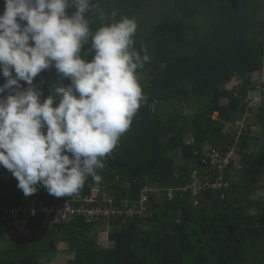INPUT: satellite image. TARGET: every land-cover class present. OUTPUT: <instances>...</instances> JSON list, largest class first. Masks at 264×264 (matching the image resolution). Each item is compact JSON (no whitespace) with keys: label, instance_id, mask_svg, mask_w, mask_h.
<instances>
[{"label":"trees","instance_id":"trees-1","mask_svg":"<svg viewBox=\"0 0 264 264\" xmlns=\"http://www.w3.org/2000/svg\"><path fill=\"white\" fill-rule=\"evenodd\" d=\"M155 1L93 0L96 9L88 14L93 34L124 17L137 22L134 48L141 56L146 49L150 57L137 70L145 95L190 69L223 66L234 58L243 31L239 0H168L163 5ZM243 1L248 37L236 64L228 70L184 77L148 100L160 145L154 170L134 175L105 158V167L97 170L101 181L96 183L89 177L79 190L88 193L96 185H106L114 204L127 202L132 207L141 201L144 186L155 185L161 191L150 194L145 218L136 214L113 220L108 237L113 245L103 248L96 233L91 235L94 226L81 218L59 228L43 226L42 219L29 217L31 236L19 239L16 247L7 245L9 249L0 252V264H57L51 255L58 252L60 241L74 253L67 264H264V196L255 195L264 191V98L257 103L249 98L258 86L264 91V81L249 79L264 73V0ZM151 7L156 8L155 15L162 10L166 14L145 18L152 14ZM74 11L70 7L69 15ZM3 12L4 0H0V14ZM207 13L212 20L205 26L200 18ZM90 48L91 38L82 49L88 60L94 55ZM51 69L35 78L38 88ZM5 82L0 75V86ZM70 82L56 73L44 99L52 89ZM216 112L217 118H213ZM227 124H232V131L225 130ZM238 136L240 166L219 169L204 163L206 146L225 152ZM154 154L141 105L110 155L130 168L141 169L152 163ZM220 174L228 187L196 196L177 193L172 201L168 199L170 189L177 192L178 187L190 185L195 175L202 182H214ZM9 176L11 173L0 167V186ZM37 188L30 197H13L7 189L0 190V238L6 242L13 226L3 209L31 207L37 201L50 205L57 198L43 186Z\"/></svg>","mask_w":264,"mask_h":264},{"label":"clouds","instance_id":"clouds-1","mask_svg":"<svg viewBox=\"0 0 264 264\" xmlns=\"http://www.w3.org/2000/svg\"><path fill=\"white\" fill-rule=\"evenodd\" d=\"M70 7L75 8L71 15ZM95 9L93 0H4L0 167L18 181L25 197L36 194L37 185L60 198L81 192L89 177L99 183L97 170L146 100L137 70L150 57L146 49L141 56L134 48L137 22L124 17L93 34L88 14ZM89 38L90 60L84 58L88 53L82 55ZM53 67L71 82L42 101L34 81Z\"/></svg>","mask_w":264,"mask_h":264},{"label":"built area","instance_id":"built-area-1","mask_svg":"<svg viewBox=\"0 0 264 264\" xmlns=\"http://www.w3.org/2000/svg\"><path fill=\"white\" fill-rule=\"evenodd\" d=\"M249 98L252 103H257L264 98L262 87L258 86L251 91ZM238 138L239 136L236 138V143L233 146H228L225 152L209 149L206 146L204 163H209L212 167L219 169H223L224 166L230 164L234 167L240 166L239 155L237 154L239 149L237 145ZM198 177V175H195L190 185L178 187L177 192L175 189H170L167 193L168 199L172 201L177 193L184 195L191 192L196 196L205 190H219L222 187H228V183H224L225 176L223 174H220V177L214 182L211 180L202 182ZM160 191L155 185H146L142 190V199L138 205L130 207L127 202H124L121 206H117L114 204V196L107 192L105 186L96 185L88 193L78 192L72 197L56 198L50 205L37 201V204L31 207H6L2 212L22 238H29L32 234V229L29 227V217L42 219L43 226L50 225L51 227H59L78 218L94 226H106L117 218L127 219L136 214L140 217L146 216L150 194L155 195Z\"/></svg>","mask_w":264,"mask_h":264},{"label":"water","instance_id":"water-1","mask_svg":"<svg viewBox=\"0 0 264 264\" xmlns=\"http://www.w3.org/2000/svg\"><path fill=\"white\" fill-rule=\"evenodd\" d=\"M239 4H240V10H241V14H242V19H243V31H242V36H241V40L239 43V46L237 48V52L234 56V58L226 65L223 66H212V67H195L193 69H190L186 72H184L183 74L175 77L174 79L168 81L166 84L160 86L159 88L149 92L146 94V100L144 103H142V108H143V113H144V117L145 120L148 124L152 139H153V143L155 146V154H154V158L152 160V163L146 167V168H141V169H134V168H130L128 167L126 164H124L123 162H121L119 159L115 158L114 156L108 154L106 156V158L112 160L113 162H115L120 168H122L124 171L130 173V174H134V175H143V174H149L151 173L158 160H159V156H160V145H159V141H158V136L155 132V129L151 123L150 120V116L148 113V109H147V102L148 100L152 97L155 96L156 94L160 93L162 90H164L165 88L171 86L173 83L177 82L178 80L190 76L192 74L195 73H199V72H218V71H223V70H228L230 68H232L236 62L238 61L239 56L241 55L242 49L244 47L245 41L248 37V21H247V12H246V6L243 0H239ZM57 73V70L55 68L51 69L47 75L45 76V78L42 81V84L40 86V90L43 92V96L41 97V100H44L45 97V93L48 87L49 82L51 81V79L53 78V76Z\"/></svg>","mask_w":264,"mask_h":264},{"label":"rangeland","instance_id":"rangeland-1","mask_svg":"<svg viewBox=\"0 0 264 264\" xmlns=\"http://www.w3.org/2000/svg\"><path fill=\"white\" fill-rule=\"evenodd\" d=\"M157 5H163L164 3L168 4V0H156L155 1ZM156 8L155 7H151L150 11L152 12V14H149L147 16H144L145 18H155V17H159L162 15H165L166 10H162L159 11L156 15L153 14L155 13ZM163 13V14H162ZM262 18L264 19V14H261ZM212 17L210 15V13L205 14L204 16H202V18H200L201 23H204L205 26H208V23L211 22ZM261 76H254V80L256 81H260L263 82L264 81V73L260 74ZM148 77V76H147ZM253 78L250 76V80H253ZM253 80V82H254ZM191 109V108H190ZM190 109H188L187 111L190 112ZM193 110V109H191ZM218 113H214L213 118H217ZM229 124V123H228ZM226 125L225 130L226 131H232V127L230 125ZM236 127V126H234ZM13 180V181H12ZM18 181L12 176L6 177L5 179H3L1 186H0V190H2L3 192L7 191L10 192L11 194H13V197H18L21 196V194L23 195L22 190H20L17 187ZM12 191V192H11ZM143 218H145V216H143ZM111 224V223H110ZM45 226V225H44ZM146 227V226H145ZM95 229H99L96 237L97 242H99L100 246L103 248H108L111 245H113V242L109 241L108 237H109V233H110V225H106V226H94ZM14 230V228H13ZM95 233H91L92 236H94ZM8 244V243H7ZM59 245V243H58ZM5 247H7V245H4V249ZM2 250V248L0 249V251ZM53 262L57 263V264H67V262L71 259H73L74 257V253L70 252L68 250V245H59L58 246V252L54 253L51 255Z\"/></svg>","mask_w":264,"mask_h":264},{"label":"crops","instance_id":"crops-1","mask_svg":"<svg viewBox=\"0 0 264 264\" xmlns=\"http://www.w3.org/2000/svg\"><path fill=\"white\" fill-rule=\"evenodd\" d=\"M10 223V222H9ZM14 228V227H13ZM95 229V228H94ZM61 230V229H60ZM99 229H95L92 233H98ZM97 237V234H95V238ZM22 237L18 234V232L15 230H11L9 237L7 238V242L5 241V238L2 237L0 238V249L2 248V250L0 251L1 253L9 248L5 247L4 249V245H14V247H16L19 239H21ZM8 243V244H7ZM99 244V242H98ZM59 245H67L65 242L60 241ZM100 245V244H99ZM7 248V249H6Z\"/></svg>","mask_w":264,"mask_h":264}]
</instances>
